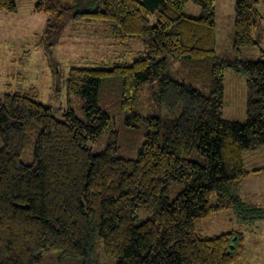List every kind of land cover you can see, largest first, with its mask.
Listing matches in <instances>:
<instances>
[{
  "label": "trees",
  "instance_id": "1",
  "mask_svg": "<svg viewBox=\"0 0 264 264\" xmlns=\"http://www.w3.org/2000/svg\"><path fill=\"white\" fill-rule=\"evenodd\" d=\"M189 0H37L35 12L52 15L57 27L70 14L88 25L103 23L108 38H135L144 54L132 62L82 60L65 83L78 95L86 120L69 107L65 119L40 102V90L9 88L0 96V264H37L45 250L87 258L98 231L116 264H236L245 233L233 229L212 236L198 228L214 214L232 211L238 222L264 220V207L239 194L243 179L264 172L247 167L244 151L264 150V49L256 60L243 48L258 44L255 30L264 19L259 0H236L235 59L215 52V0H193L198 17L183 12ZM0 10H17L0 0ZM156 14L154 24L150 15ZM69 16V17H70ZM168 55L187 61L204 80L201 88L169 71ZM244 76L249 90L247 120L224 117V75ZM121 81L122 107L132 110L143 84L151 83L156 106L173 118H145L146 139L135 158L117 155V131L99 106L104 81ZM107 79V80H105ZM157 80V81H155ZM39 126L35 140L29 129ZM109 143L93 153L90 142L104 132ZM33 142L34 163L21 154ZM172 183H182L173 199ZM152 214L135 224L139 209ZM85 264H89L85 260Z\"/></svg>",
  "mask_w": 264,
  "mask_h": 264
},
{
  "label": "rangeland",
  "instance_id": "2",
  "mask_svg": "<svg viewBox=\"0 0 264 264\" xmlns=\"http://www.w3.org/2000/svg\"><path fill=\"white\" fill-rule=\"evenodd\" d=\"M37 0H15L17 10H0V96L9 88H27L34 85L40 90L39 100L52 107L54 116L65 119V111L71 107L75 114L86 120L82 99L76 94H69L66 77L71 66L80 65L83 60L105 61L111 67L116 61L132 62L144 54L143 42L138 39L126 42L114 41L106 35L103 23L88 25L83 20L67 15L62 24L48 25L52 15L35 12ZM259 9L264 13V0H259ZM216 45L218 56L235 59L233 51L234 20L236 0H215ZM183 12L198 17L201 7L189 0ZM70 16V17H69ZM150 22H156V14H151ZM258 44L243 48V58L256 60L260 48L264 49V19L254 32ZM169 71L179 73L195 86L200 87L203 76L198 70L182 59L168 55ZM107 80V79H105ZM157 81V80H155ZM151 83L143 84L137 95L132 110L122 107L121 81L116 77L104 81L99 97V106L112 118L113 129L117 131V155L135 158L138 149L146 139L148 130L145 118L150 115L173 118L180 114L181 106L170 112L165 107L155 105L151 97ZM249 90L244 76H238L227 69L224 75V117L245 122ZM28 133L35 140L39 126L33 122ZM110 141L108 131L102 133L96 141L89 143L93 153L100 152ZM3 141L0 137V147ZM34 145L27 143L21 159L27 164L34 163ZM247 167L264 164V150L244 151ZM184 187L182 183H172L169 189L170 199ZM152 214L151 210L139 209L135 224L141 223ZM243 226L246 252L236 264H264V220L253 226L238 222L232 211L214 214L198 225L203 235L212 236ZM95 245L88 257H73L57 250H45L37 264H116L118 257L104 251L102 239L96 231Z\"/></svg>",
  "mask_w": 264,
  "mask_h": 264
},
{
  "label": "crops",
  "instance_id": "3",
  "mask_svg": "<svg viewBox=\"0 0 264 264\" xmlns=\"http://www.w3.org/2000/svg\"><path fill=\"white\" fill-rule=\"evenodd\" d=\"M239 194L250 205L264 207V172L251 174L243 179L240 184ZM237 229L243 231V226L239 225ZM245 252L246 249L244 248L243 255Z\"/></svg>",
  "mask_w": 264,
  "mask_h": 264
}]
</instances>
